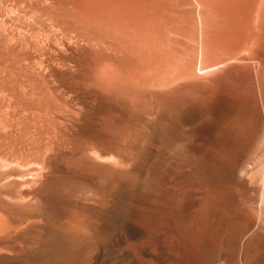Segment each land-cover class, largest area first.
Returning a JSON list of instances; mask_svg holds the SVG:
<instances>
[{"label":"rangeland","instance_id":"374dc122","mask_svg":"<svg viewBox=\"0 0 264 264\" xmlns=\"http://www.w3.org/2000/svg\"><path fill=\"white\" fill-rule=\"evenodd\" d=\"M128 1L0 0V264L123 263L127 250L147 264H171L158 242L168 246L174 237L169 201L164 213L135 205V224L115 229L111 210L126 193L123 173L155 136L162 103L189 97L191 31L202 37L210 0ZM115 6L132 16L116 18L118 29L112 17L119 31L110 25L117 32L110 35L97 20ZM121 21L136 29L125 34ZM262 37L259 67L245 64L250 90L258 79L264 94ZM246 68L218 87L239 96ZM154 138L145 164L156 163ZM169 191L179 196L178 228L188 231L205 211L206 193L182 177Z\"/></svg>","mask_w":264,"mask_h":264},{"label":"bare ground","instance_id":"6f19581e","mask_svg":"<svg viewBox=\"0 0 264 264\" xmlns=\"http://www.w3.org/2000/svg\"><path fill=\"white\" fill-rule=\"evenodd\" d=\"M143 2L147 4L148 0ZM207 7L209 12L203 22L202 37L197 36L194 28L191 31L193 40L189 36L193 41L192 47L189 46V80L186 79L189 97L176 98L172 104L162 103V114L153 126L158 137L156 163L145 164L147 151L155 139V136L147 137L141 161L135 164L133 171L123 173L126 193L122 192L111 210L112 224L114 229L135 224L133 208L139 203L157 205L164 213L163 208L169 201L174 237L168 246L160 239L158 242L171 264H214L219 257L226 264H264V94L258 79L256 91L250 90L252 76L245 64L250 60L257 67L259 63L257 58L263 47L260 45L264 33V0H210ZM118 8L120 6L105 10L106 16L97 20L110 35L119 31L116 30L119 18H127L132 13ZM143 10L141 8L136 15L142 17L146 12L142 14ZM83 11L80 14L86 18ZM137 16H133L131 24L140 19ZM121 22L118 25L120 28L122 25V31L136 25L128 22L130 26H126V22ZM109 40L112 39L108 38L107 42ZM241 68H246L247 73L242 72L245 76L241 77L239 96H232L218 87V81L233 78L235 71ZM172 89L175 91L177 85ZM184 108L188 113L180 117ZM181 121L186 122V127H179ZM88 161L80 160V163L86 166ZM103 167L105 169V165ZM175 177L184 178L207 196L204 213L184 232L178 228L175 217L179 196L174 191L169 194V184ZM203 243L205 250H202ZM97 253L100 254V249ZM126 256L128 261L113 264H147L135 250H127Z\"/></svg>","mask_w":264,"mask_h":264}]
</instances>
